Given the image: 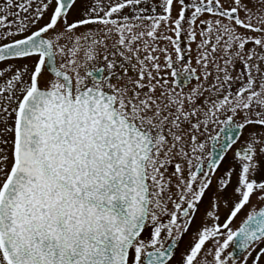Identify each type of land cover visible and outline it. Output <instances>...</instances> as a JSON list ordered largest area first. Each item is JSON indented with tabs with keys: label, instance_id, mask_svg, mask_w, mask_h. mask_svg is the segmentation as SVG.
<instances>
[{
	"label": "snow or ice",
	"instance_id": "obj_1",
	"mask_svg": "<svg viewBox=\"0 0 264 264\" xmlns=\"http://www.w3.org/2000/svg\"><path fill=\"white\" fill-rule=\"evenodd\" d=\"M0 264H264V0H0Z\"/></svg>",
	"mask_w": 264,
	"mask_h": 264
},
{
	"label": "flooded vegetation",
	"instance_id": "obj_2",
	"mask_svg": "<svg viewBox=\"0 0 264 264\" xmlns=\"http://www.w3.org/2000/svg\"><path fill=\"white\" fill-rule=\"evenodd\" d=\"M232 155H233V153L231 152V151H229V153L227 154V159L228 160H231L232 159ZM253 204H257V202H256V199L255 198H253ZM259 206H261V205H259ZM258 205H257V207H259ZM241 222V221H240ZM239 222V223H240ZM195 223H199V220H197ZM239 223H238V225H239ZM237 225V226H238ZM187 243H188V238L187 237H185V239H184V241L181 243V245H180V249L181 250H183V248L187 245Z\"/></svg>",
	"mask_w": 264,
	"mask_h": 264
},
{
	"label": "rangeland",
	"instance_id": "obj_3",
	"mask_svg": "<svg viewBox=\"0 0 264 264\" xmlns=\"http://www.w3.org/2000/svg\"><path fill=\"white\" fill-rule=\"evenodd\" d=\"M257 202V201H256ZM259 206V205H258ZM244 218V214L242 213L240 217L235 221L234 227L238 225V223Z\"/></svg>",
	"mask_w": 264,
	"mask_h": 264
}]
</instances>
